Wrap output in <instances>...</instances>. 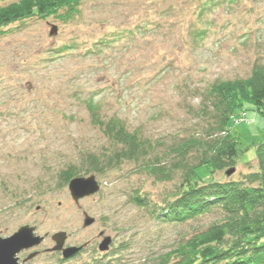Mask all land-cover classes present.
<instances>
[{
  "label": "rangeland",
  "instance_id": "374dc122",
  "mask_svg": "<svg viewBox=\"0 0 264 264\" xmlns=\"http://www.w3.org/2000/svg\"><path fill=\"white\" fill-rule=\"evenodd\" d=\"M77 10L66 22L35 16L0 31V238L34 227L44 241L29 264H156L218 216L158 223L128 206V197L139 190L159 208L173 183H157L132 164L86 173L81 155L108 142L84 102L93 98L101 114L152 142L188 137L199 124L202 88L247 78L264 64V0H88ZM248 112L230 121L239 138L233 174L202 166L198 179L237 181L255 171L252 146L264 142V129ZM69 165L80 167L77 178L94 176L98 193L75 204L59 179ZM84 214L95 220L86 228ZM57 233L65 234L63 248L81 250L67 260L48 253ZM104 237L111 244L100 253Z\"/></svg>",
  "mask_w": 264,
  "mask_h": 264
},
{
  "label": "trees",
  "instance_id": "16d2710c",
  "mask_svg": "<svg viewBox=\"0 0 264 264\" xmlns=\"http://www.w3.org/2000/svg\"><path fill=\"white\" fill-rule=\"evenodd\" d=\"M86 1L19 0L0 8V31L35 16H56L66 22ZM59 11L63 14L58 15ZM200 98L199 124L194 132L170 144L152 142L128 131L116 115L101 114V106L90 98L84 102L90 124L108 146L100 152L82 154L79 166L89 174H104L132 164L136 172L157 183H173L172 192L159 208L139 190L128 197V206L143 211L155 222L184 225L218 216L208 227L159 257L156 264H264V143L252 146L255 171L237 181L203 182L196 175L202 166H207L212 175L236 168L239 138L232 133L230 121L248 110L264 119V64H254L247 78L207 84ZM80 167L69 165L59 173L60 181L68 185L78 177L75 169ZM250 167L247 164L246 168ZM141 221L139 218L136 224ZM131 243L129 238L121 247L127 249Z\"/></svg>",
  "mask_w": 264,
  "mask_h": 264
},
{
  "label": "water",
  "instance_id": "95a60500",
  "mask_svg": "<svg viewBox=\"0 0 264 264\" xmlns=\"http://www.w3.org/2000/svg\"><path fill=\"white\" fill-rule=\"evenodd\" d=\"M53 34V32H51ZM234 172L233 169L227 171L225 175L229 177ZM100 189L99 184L94 176L87 178H74L68 183V191L71 199L77 204L81 199L90 197L98 193ZM94 219L84 214L83 228L89 227L94 223ZM102 236V234H100ZM55 246L49 251L50 253L59 252L63 260L70 259L77 254L81 248L69 247L63 248L65 241L64 233H57L51 237ZM44 241V237L35 234V228L30 226L20 227L13 235L8 238H0V264H26L36 254L30 255L27 259L19 262L18 255L22 251H29L39 247ZM111 244L109 237L102 238L97 249L100 253L108 252Z\"/></svg>",
  "mask_w": 264,
  "mask_h": 264
},
{
  "label": "crops",
  "instance_id": "0c3cea01",
  "mask_svg": "<svg viewBox=\"0 0 264 264\" xmlns=\"http://www.w3.org/2000/svg\"><path fill=\"white\" fill-rule=\"evenodd\" d=\"M254 112L252 111L251 112V110H249V112H248V116H247V118H248V121L249 122H254V123H256L258 126H260L261 128H263L264 129V121H263V119H261L260 117H259V115L258 114H256V113H254ZM234 129H232V133L233 134H235V135H238L235 131H233ZM262 143H264V142H262Z\"/></svg>",
  "mask_w": 264,
  "mask_h": 264
},
{
  "label": "flooded vegetation",
  "instance_id": "af4514ba",
  "mask_svg": "<svg viewBox=\"0 0 264 264\" xmlns=\"http://www.w3.org/2000/svg\"><path fill=\"white\" fill-rule=\"evenodd\" d=\"M35 249V248H34ZM34 249H31L29 251H22L18 257H19V261L22 262L23 260L27 259L30 255H32L33 253H37V256L40 254V252L34 251ZM50 253V252H48ZM33 260L30 259L29 261L26 262V264H29V262Z\"/></svg>",
  "mask_w": 264,
  "mask_h": 264
}]
</instances>
